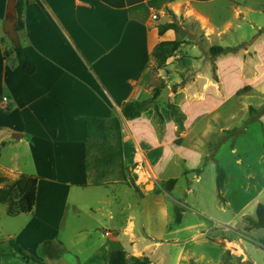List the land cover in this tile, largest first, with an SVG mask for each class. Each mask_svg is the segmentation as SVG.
Here are the masks:
<instances>
[{
    "label": "crops",
    "instance_id": "crops-1",
    "mask_svg": "<svg viewBox=\"0 0 264 264\" xmlns=\"http://www.w3.org/2000/svg\"><path fill=\"white\" fill-rule=\"evenodd\" d=\"M17 1L24 4L19 51L3 32L8 0H0V154L7 151L11 160L9 166L0 164V177L16 181L26 174L37 176L39 181L34 210L11 218L10 225L0 221L1 239L13 238L41 260L47 253H62L65 257L67 251L82 264L76 250L80 242L76 239L87 234L88 223L92 221L93 228L101 230L108 239L101 247L105 252L103 264H109L111 253L117 250L129 252L130 256H147L155 264L150 250L137 256L132 253L137 243L133 246L129 243L134 242L127 230L132 223L135 225L133 219H137L136 190L120 183L90 186L85 166L84 118L120 117L124 142L128 148L135 149L132 163L137 166L135 158L139 154L145 158L135 172L141 169L149 175L146 180L152 190L157 184L155 176L158 180L166 179L170 167L184 173L193 158L199 162L197 167H204L198 182L209 166L217 171L219 165L227 175L222 194L228 198V189L243 191L244 186L238 185L244 167L241 157L249 158L250 154L249 149H242L243 137L235 146L231 139L223 141L214 151L213 160L206 164L210 149L215 146L217 125L212 122L205 125V121L225 106L227 94L237 93L218 85L216 74L221 68L220 65L216 68L217 61L210 49H206L217 33L213 9L217 0ZM191 21L204 32L205 43L202 47L193 45L183 59L191 64L196 85L193 93L198 94L192 99L186 97V107L192 103L201 107L195 117L193 139L186 141L184 136L182 143L175 146L178 127L173 121L162 125L142 115L130 122L123 118L122 108L128 102L144 100L143 82L154 60V49L161 42L184 41L183 24ZM166 23L178 24L180 31L171 29L160 35L159 26ZM185 47L184 43L182 49ZM252 50L254 57L260 58L258 72L264 84V55L255 45L250 46L249 51ZM244 54L245 50L235 58H243ZM26 62L35 65L33 75L24 72ZM160 76L165 78L163 74ZM166 80L176 82L175 78L166 77ZM188 87L180 89L186 94ZM260 88L264 94L263 87ZM210 92L218 95L217 100H211L220 101L219 106L208 101L206 95ZM228 115H232L230 108L219 114V118ZM197 127L203 129L197 132ZM165 139L167 143L163 144ZM261 156L264 158V151ZM234 170L236 179L231 177ZM168 197L167 193L142 191L139 199L142 235L147 242L163 243L168 235ZM7 212L6 205L0 209V219L3 215L8 217ZM107 232L110 236L105 235ZM3 248L10 251L7 244ZM64 261L70 263L69 259ZM0 264L28 263L11 253L0 256Z\"/></svg>",
    "mask_w": 264,
    "mask_h": 264
},
{
    "label": "rangeland",
    "instance_id": "rangeland-1",
    "mask_svg": "<svg viewBox=\"0 0 264 264\" xmlns=\"http://www.w3.org/2000/svg\"><path fill=\"white\" fill-rule=\"evenodd\" d=\"M213 9L217 33L213 36L212 43L207 44L206 49L230 45L232 52L213 56L217 61L216 68L218 69L219 65L221 68V72L216 74V80L218 85L226 86L237 93L232 96L227 94L228 100L225 106L214 115H209L205 121V125L209 122L217 125V134H214L215 146L210 149L211 154L206 159V164L213 160L214 151L223 141L231 139L236 144L237 140L243 137L242 149L250 150L249 158L241 157L244 167L238 185H243L244 190L228 189V198H226L222 194V187L217 188L218 173L212 166L205 170L202 180L198 182L204 167H197L196 164L199 162L194 161L193 158L188 161L189 170L184 173H180L178 168L170 167L164 176L166 179L158 180L155 176L157 184L152 190L151 183L146 180L149 175L141 169L135 172L136 165L131 163L130 180L138 188L136 190L138 202L137 219H133L135 225L132 223L127 230L129 237L134 241L129 243L131 246L137 243L132 251L137 256L150 250L155 264H264V229H251L248 221V218L256 217L258 204L264 203V158L261 156L264 151V94L260 88L263 87L264 90V84H261L263 78L258 72L261 66L260 58L254 57L255 50L249 51L250 46L255 45L258 52L264 55V0H217ZM183 26L186 29L184 30L185 50L182 49V45L161 65L153 60L143 82L146 90L143 101L148 102L149 105L142 115L162 125L166 121H173L178 127L175 146L182 143L184 136L186 141L193 139L195 117L201 107L195 103L189 108L186 107V97L192 99L198 94L193 93L196 85L193 83L195 77L191 64H187L183 59L193 45L198 44L202 47L205 36L195 21ZM243 50H245L243 58L239 57L243 59L244 64L240 59L235 58ZM161 74L165 78H162ZM166 77L175 78L176 82H167ZM187 85L189 87L185 94L182 90ZM166 87L170 89L168 104L163 99L156 100ZM178 92L180 93L176 94ZM206 97L210 103L214 101L218 106L221 103L211 100L218 97L215 93L210 92ZM226 108L231 109L232 115L219 118V114ZM160 128L161 131L165 129L164 126ZM202 129L203 127H197L196 131ZM165 143L167 139L163 141V144ZM128 149L133 162L135 149L133 147ZM0 164L11 165L7 151L0 154ZM228 164L231 165V159ZM231 177L237 178L236 170L232 172ZM171 179H176V186L174 191L166 192L165 185ZM100 191L104 192V190ZM142 191L162 192L169 195L170 224L163 243L147 242L142 235V207L139 201ZM174 204H178L183 209L180 223L176 221ZM5 207L6 205H1L0 209ZM0 221L4 225L12 223L11 218L4 215ZM93 224L94 222L90 221L87 234L76 239L80 242L76 250L79 252L78 256L82 264L104 263L105 252L101 247L108 239L101 230L94 229ZM84 237L86 240H81ZM127 248L129 249V246ZM46 250L45 248V253ZM53 255L47 253V259L44 257V260L54 262L58 256L55 260L57 264L63 259H69L70 264H80L76 255L66 258L62 253L55 254V257Z\"/></svg>",
    "mask_w": 264,
    "mask_h": 264
},
{
    "label": "trees",
    "instance_id": "trees-1",
    "mask_svg": "<svg viewBox=\"0 0 264 264\" xmlns=\"http://www.w3.org/2000/svg\"><path fill=\"white\" fill-rule=\"evenodd\" d=\"M24 4L17 3L19 14L18 31L24 27L21 16ZM180 31L176 23H166L159 26V33L163 35L168 30ZM184 41L161 42L153 51L152 57L161 65L175 54ZM19 51V50H16ZM212 56L225 55L233 50L230 47H214L211 50ZM7 56V54H6ZM24 72L33 75L36 67L33 63L24 64ZM149 103L145 101H131L122 108V116L127 121H134L141 117L147 109ZM86 124L85 142V166L90 179V186H106L111 183H120L138 190L136 185L130 180L131 154L128 146L124 142L123 124L120 117L113 116L109 119L99 117L84 118ZM235 145V141H232ZM217 187L221 188L225 182L226 174L224 169L217 165ZM37 176L22 174L16 181H10L7 177H0V205L8 206V217L17 218L22 214L31 213L36 206V196L38 190ZM176 179L169 180L165 185L166 192H171L176 186ZM176 221L182 220V208L174 204ZM251 229H264V203H259L256 208V217L248 218ZM8 245L10 251L4 250V245ZM16 254L28 264H54V262L41 260L23 249L13 238L8 240L0 239V256ZM65 258L74 256L65 251ZM109 264H152V260L147 256H130L124 250L113 251L110 255Z\"/></svg>",
    "mask_w": 264,
    "mask_h": 264
},
{
    "label": "water",
    "instance_id": "water-1",
    "mask_svg": "<svg viewBox=\"0 0 264 264\" xmlns=\"http://www.w3.org/2000/svg\"><path fill=\"white\" fill-rule=\"evenodd\" d=\"M17 0H8L7 10H6V18L3 23V32L7 39L10 41L12 46L19 50L22 48V43L20 39V34L18 31V23H19V14L17 9ZM170 89L166 87L163 91H161L160 95L157 97V101H161L162 99L165 103H170ZM58 264H70L67 261L60 262Z\"/></svg>",
    "mask_w": 264,
    "mask_h": 264
},
{
    "label": "built area",
    "instance_id": "built-area-1",
    "mask_svg": "<svg viewBox=\"0 0 264 264\" xmlns=\"http://www.w3.org/2000/svg\"><path fill=\"white\" fill-rule=\"evenodd\" d=\"M6 101H7V98H4L3 102H6ZM138 156L139 157L135 158V163L137 164V166H140L141 164H143L145 162V158H144L143 154H139ZM105 235L110 236V233L107 232Z\"/></svg>",
    "mask_w": 264,
    "mask_h": 264
},
{
    "label": "flooded vegetation",
    "instance_id": "flooded-vegetation-1",
    "mask_svg": "<svg viewBox=\"0 0 264 264\" xmlns=\"http://www.w3.org/2000/svg\"><path fill=\"white\" fill-rule=\"evenodd\" d=\"M55 254H57V253H54L53 257H55ZM53 257H52V258H53ZM57 259H58V256L55 258V260H57ZM63 260H65V259H63Z\"/></svg>",
    "mask_w": 264,
    "mask_h": 264
}]
</instances>
